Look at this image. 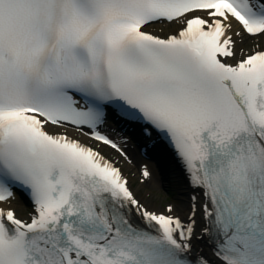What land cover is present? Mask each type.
Wrapping results in <instances>:
<instances>
[{"label":"snow or ice","instance_id":"snow-or-ice-1","mask_svg":"<svg viewBox=\"0 0 264 264\" xmlns=\"http://www.w3.org/2000/svg\"><path fill=\"white\" fill-rule=\"evenodd\" d=\"M246 36L264 0H0V264H264V48ZM110 119L171 148L187 213L67 134L127 159Z\"/></svg>","mask_w":264,"mask_h":264},{"label":"rangeland","instance_id":"rangeland-1","mask_svg":"<svg viewBox=\"0 0 264 264\" xmlns=\"http://www.w3.org/2000/svg\"><path fill=\"white\" fill-rule=\"evenodd\" d=\"M159 27V26H158ZM263 42V41H262ZM261 41L251 39L248 41V44H246L247 47H252V45L257 46L260 44ZM105 151H109L108 149H104ZM122 162V161H121ZM125 172L129 174L130 183L132 189L136 192V190L139 189L137 192V198L140 199L143 203H145L148 207L156 209V210H163L167 205L171 204L174 208L178 210L180 213V210L183 211L186 207V204L184 202L185 197L180 194V190L178 188V183L176 179L171 175V190H173L176 193L177 199H171V201L168 203L166 201V197L168 196L167 192V185L166 182L158 181V185L156 187H151L150 183L143 182L141 178L140 173V167L136 166L132 170H127L126 167L124 169Z\"/></svg>","mask_w":264,"mask_h":264},{"label":"bare ground","instance_id":"bare-ground-1","mask_svg":"<svg viewBox=\"0 0 264 264\" xmlns=\"http://www.w3.org/2000/svg\"><path fill=\"white\" fill-rule=\"evenodd\" d=\"M163 27V26H162ZM167 27H171V26H167ZM167 27H165V31H167ZM236 40H237V45H236V47H237V50L239 51V50H243L244 51V49H243V43H240V38L239 37H234ZM257 38H259V37H257ZM249 38L246 36L245 38H244V40L246 41V40H248ZM244 40H243V42H244ZM128 155H129V157H130V161H131V163L133 164V165H130V164H124V166L126 167V169L127 170H132L134 167H135V165L137 166L138 164H140L141 162V164H146V162L144 161V160H142L140 157H139V155H137V154H134L132 151H130V150H128ZM151 171V170H150ZM150 179L151 180H149V183H150V186L151 187H156L157 185H158V177L155 175V174H153V175H151V177H150ZM139 191V189L138 190H136V192H135V195H137V192ZM16 211H18V205L16 204V203H14L13 202V204L11 205ZM185 213H187V212H182L181 210H180V214L183 216ZM199 223H200V221H199V217L197 218V224H198V230H199Z\"/></svg>","mask_w":264,"mask_h":264}]
</instances>
